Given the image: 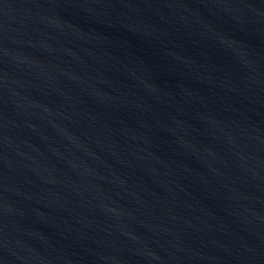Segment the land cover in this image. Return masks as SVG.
<instances>
[{
	"label": "water",
	"instance_id": "95a60500",
	"mask_svg": "<svg viewBox=\"0 0 264 264\" xmlns=\"http://www.w3.org/2000/svg\"><path fill=\"white\" fill-rule=\"evenodd\" d=\"M0 264H264V0H0Z\"/></svg>",
	"mask_w": 264,
	"mask_h": 264
}]
</instances>
